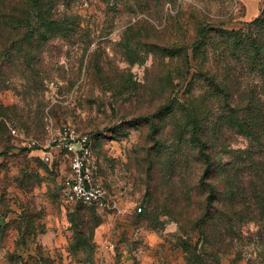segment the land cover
Listing matches in <instances>:
<instances>
[{
  "label": "rangeland",
  "instance_id": "1",
  "mask_svg": "<svg viewBox=\"0 0 264 264\" xmlns=\"http://www.w3.org/2000/svg\"><path fill=\"white\" fill-rule=\"evenodd\" d=\"M185 2L229 21L230 29L247 16L245 0H179L165 7L162 25ZM103 7L99 0L82 6L93 39L85 57L78 45L51 48L54 57L62 54L56 65L50 63L47 99L41 107L31 101L27 109L41 108L39 120L4 127L0 118V264H247L246 255L236 257L231 247L216 256L211 245L202 247L195 228L205 206V189L198 185L202 166L192 159L187 165L188 147L173 158L168 116L154 118L164 129L159 135L145 120L157 112L163 94L153 85L152 54L141 51L145 56L136 63L124 56L122 44L133 34L126 33L127 23L137 15L117 21L114 12L106 18ZM93 52L100 61L94 65ZM17 102L15 91H0L1 106ZM66 127L92 137L95 177L111 208L64 195L70 159L53 148Z\"/></svg>",
  "mask_w": 264,
  "mask_h": 264
},
{
  "label": "trees",
  "instance_id": "2",
  "mask_svg": "<svg viewBox=\"0 0 264 264\" xmlns=\"http://www.w3.org/2000/svg\"><path fill=\"white\" fill-rule=\"evenodd\" d=\"M85 1L0 0V91L19 96L13 105H0L4 127L41 117V108L27 109L29 102L41 107L47 99L50 63L62 54L54 57L51 48L78 45L85 57L93 43ZM178 1L99 0L106 18L111 12L117 21L137 15L127 23L126 33L133 34L122 44L124 56L136 63L152 54L153 85L163 94L145 120L159 135L164 129L154 118L168 116L173 158L188 147L187 165L192 159L202 166L198 185L205 189V206L195 224L202 247L211 245L214 256L231 247L236 257L246 255L247 264H264V8L230 29L229 21L185 2L162 25L165 7ZM99 62L89 53L90 64Z\"/></svg>",
  "mask_w": 264,
  "mask_h": 264
},
{
  "label": "built area",
  "instance_id": "3",
  "mask_svg": "<svg viewBox=\"0 0 264 264\" xmlns=\"http://www.w3.org/2000/svg\"><path fill=\"white\" fill-rule=\"evenodd\" d=\"M33 145L37 146L36 142ZM53 149L64 152L70 159V176L63 186L66 198L78 204L111 208L108 191L95 177L96 159L92 137L66 127ZM45 157L49 160L50 154H45Z\"/></svg>",
  "mask_w": 264,
  "mask_h": 264
},
{
  "label": "crops",
  "instance_id": "4",
  "mask_svg": "<svg viewBox=\"0 0 264 264\" xmlns=\"http://www.w3.org/2000/svg\"><path fill=\"white\" fill-rule=\"evenodd\" d=\"M246 4H247V16L245 21H251L254 20L258 15H259V11H258V3L260 0H245ZM252 4L255 5V11L250 12L252 14H248V7H250Z\"/></svg>",
  "mask_w": 264,
  "mask_h": 264
}]
</instances>
